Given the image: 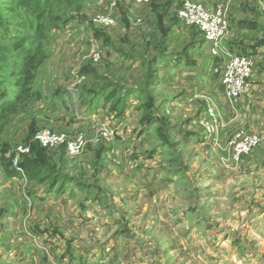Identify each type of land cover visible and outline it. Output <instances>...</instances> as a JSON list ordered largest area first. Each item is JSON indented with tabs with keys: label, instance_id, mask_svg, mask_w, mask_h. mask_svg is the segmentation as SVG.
Segmentation results:
<instances>
[{
	"label": "rangeland",
	"instance_id": "rangeland-1",
	"mask_svg": "<svg viewBox=\"0 0 264 264\" xmlns=\"http://www.w3.org/2000/svg\"><path fill=\"white\" fill-rule=\"evenodd\" d=\"M39 1L35 9L30 0H0V264H53L60 247L85 264H264V127L245 123L239 106L252 59L247 88L231 103L224 64L179 19L180 3ZM234 1L214 9L196 2L222 11L228 36ZM253 4L264 17V0ZM192 42H200L196 51ZM170 56L195 60L197 69L160 59ZM72 87L101 89L109 98L97 101L120 118V138L107 124L94 126L74 158L35 141L42 129L61 132L56 114L66 107L54 101ZM186 91L195 93L189 103ZM240 136L261 142L237 160ZM23 160L47 168L35 181L10 178ZM71 207L92 219L70 221ZM39 245L41 255L33 252Z\"/></svg>",
	"mask_w": 264,
	"mask_h": 264
},
{
	"label": "crops",
	"instance_id": "crops-1",
	"mask_svg": "<svg viewBox=\"0 0 264 264\" xmlns=\"http://www.w3.org/2000/svg\"><path fill=\"white\" fill-rule=\"evenodd\" d=\"M196 1L205 4L207 7H209V9H214V6L223 0ZM254 1L257 2V0L234 1L232 4V16H230L229 33L222 49L225 51L224 53L231 52L236 54H244L252 59L254 63V74L250 80V85L246 94L240 100L241 102L239 106L242 110V117L244 118L245 116L246 118L244 121L245 123L249 125H254L257 123L258 125L264 127V17L262 14H260L259 8L256 10L257 15H253V11L255 9V4H253ZM199 44L200 42L197 44L192 42L191 45H193V50L196 51L200 46ZM173 57L174 56H170L168 58L160 57V59L163 58L162 60H170L169 62L174 59L173 62L175 63V66L179 68V70L181 68H184V70L188 71H194L197 69V63L195 60L186 59L184 56ZM110 58L111 60L116 59V57ZM117 58L120 57L117 55ZM125 58L128 59L127 57ZM156 58L158 59V57ZM172 63H169V65L162 63L163 65L161 67L170 68V66L173 65ZM136 65L137 63H135L134 66ZM155 68L159 69L160 67L158 68V66H156ZM185 94L189 95L186 98L187 101L183 103H189L192 101L193 95L195 93H192V91H186ZM99 95L101 98L106 96L101 89H93L92 92H89L76 87H72L71 89L67 88L62 93H60L58 97H55L56 100L54 103L58 102V105L61 104L57 108H62V106L65 105L66 109L62 110L61 113L56 114V116L59 118V121L56 123V129L66 133H86L93 130L94 126L107 124L109 125L108 127H110L109 129L114 132H111L112 135L116 134L117 138H120V131L118 129L120 118H115L114 111H109V109L106 110L107 106L104 103L105 101H97ZM105 98H107V96ZM129 100L132 102V98ZM56 109L52 108L53 111H56ZM243 112H245V114H243ZM105 118L107 119L104 120ZM117 144L114 147L116 151L120 149ZM106 152L107 150L105 149L104 153ZM80 185L82 186L78 185L77 187L81 188V190H84L83 188L85 185ZM78 188H76V186H71L70 190L77 191ZM65 198L66 197H63L61 200H65ZM69 210L72 211L68 212L67 216L72 222H77L78 219H80V221L92 219L89 217L88 213L81 211L76 207H71ZM39 233L51 235V232H46L40 229ZM36 248L38 249L33 251L35 254L42 252L40 245ZM60 248L61 251L63 250L61 254L59 252L56 253L53 251L50 256L52 257L51 262H53V264H85V258L82 256L83 254L77 256V254L75 252L73 253L70 249L66 250L62 249L63 247ZM31 261V264H44V262H46L45 259L41 261L40 257Z\"/></svg>",
	"mask_w": 264,
	"mask_h": 264
},
{
	"label": "built area",
	"instance_id": "built-area-1",
	"mask_svg": "<svg viewBox=\"0 0 264 264\" xmlns=\"http://www.w3.org/2000/svg\"><path fill=\"white\" fill-rule=\"evenodd\" d=\"M113 6L121 4L146 5L149 0H109ZM180 3L178 16L179 19L188 27L199 30L203 39L212 48L213 56L224 64L222 71V83L225 87L227 97L231 103H237L247 88V81L251 76L253 65L250 58L244 54L224 53L222 42L227 36L228 23L225 15L220 9L217 11L209 10L203 4L193 0H174ZM264 12V6L262 7ZM214 127V126H213ZM212 131L214 128L207 127ZM213 134V133H212ZM85 137L82 133L74 136L67 135L54 130L42 129L35 137V141L47 150L65 148L70 157L79 156L85 148ZM261 142L256 136H240L238 140L232 142L234 156L238 160L250 154L253 149ZM19 153L26 155L30 149L26 146L19 147ZM17 161L15 162L17 166ZM20 170V169H18Z\"/></svg>",
	"mask_w": 264,
	"mask_h": 264
},
{
	"label": "trees",
	"instance_id": "trees-1",
	"mask_svg": "<svg viewBox=\"0 0 264 264\" xmlns=\"http://www.w3.org/2000/svg\"><path fill=\"white\" fill-rule=\"evenodd\" d=\"M11 1H18V2H23V0H11ZM32 2V4L35 6V9H37V7L39 6V0H30ZM1 17H0V25H1ZM218 62V61H216ZM114 89V87H112ZM121 93L125 92L127 93L128 91L124 90L123 91H120ZM119 92V93H120ZM36 97L40 98V94L39 93H36ZM107 98H109V96H107ZM15 105V102L13 103H9L7 104V106L5 107V111L9 110V108L13 107ZM24 159V158H23ZM17 168V169H16ZM47 168V165L44 164V163H40V162H36V163H32V164H25L24 160L23 161H19L17 163V166L14 168V172L13 173H10L9 174V177L10 178H24V177H28L29 180L31 181H35V180H38L41 176V172ZM20 169V170H18ZM64 180V178H63ZM63 184V183H61ZM82 186L80 184H77L76 183V186ZM84 185V184H83ZM55 187H52L51 190H55ZM86 187V185L84 186ZM49 192H51L49 190Z\"/></svg>",
	"mask_w": 264,
	"mask_h": 264
}]
</instances>
